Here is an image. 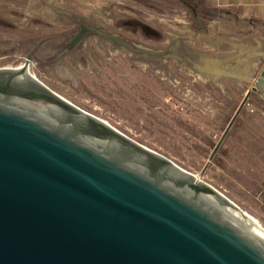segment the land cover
<instances>
[{
  "label": "water",
  "instance_id": "1",
  "mask_svg": "<svg viewBox=\"0 0 264 264\" xmlns=\"http://www.w3.org/2000/svg\"><path fill=\"white\" fill-rule=\"evenodd\" d=\"M87 32L135 50L84 24L65 48ZM28 64L0 68V264H264V231L232 201ZM257 90L264 67L228 127Z\"/></svg>",
  "mask_w": 264,
  "mask_h": 264
},
{
  "label": "rangeland",
  "instance_id": "2",
  "mask_svg": "<svg viewBox=\"0 0 264 264\" xmlns=\"http://www.w3.org/2000/svg\"><path fill=\"white\" fill-rule=\"evenodd\" d=\"M49 9V12L45 10ZM82 23L127 41L86 35L59 59L29 61L49 89L196 174L264 230V95L250 94L264 67V30L200 0H0V68H18L40 45L51 60ZM262 51L239 62L250 50ZM247 78H212L207 61ZM67 68L69 74L61 71Z\"/></svg>",
  "mask_w": 264,
  "mask_h": 264
},
{
  "label": "crops",
  "instance_id": "3",
  "mask_svg": "<svg viewBox=\"0 0 264 264\" xmlns=\"http://www.w3.org/2000/svg\"><path fill=\"white\" fill-rule=\"evenodd\" d=\"M200 1L207 7L219 10L226 18L239 21L253 22L259 28L264 30V0ZM261 93L264 95V90H262Z\"/></svg>",
  "mask_w": 264,
  "mask_h": 264
},
{
  "label": "bare ground",
  "instance_id": "4",
  "mask_svg": "<svg viewBox=\"0 0 264 264\" xmlns=\"http://www.w3.org/2000/svg\"><path fill=\"white\" fill-rule=\"evenodd\" d=\"M46 12H49V9L45 10ZM262 52L261 51H258V50H250L248 51L247 55L245 57H242L240 56L239 57V62H243V64H245L247 62L248 59H251L253 57H256L258 56L259 54H261ZM206 65L204 66L205 70H206V73L207 75H209L210 77L212 78H219L221 76H230V77H233V78H247V76H245L243 74L242 71H238L236 68H228V67H222V66H219L218 62L217 61H207L205 62ZM248 63L245 64V66L247 65ZM61 71L63 73H66V74H69L70 72L67 70V68H65L64 66H61ZM240 209V208H239ZM241 210V209H240ZM242 211V210H241ZM245 216L247 217V219L253 224L255 225L256 227H258L259 229H261L262 231H264L260 225L258 224V222L251 216L249 215L248 213H246L245 211H242Z\"/></svg>",
  "mask_w": 264,
  "mask_h": 264
},
{
  "label": "flooded vegetation",
  "instance_id": "5",
  "mask_svg": "<svg viewBox=\"0 0 264 264\" xmlns=\"http://www.w3.org/2000/svg\"><path fill=\"white\" fill-rule=\"evenodd\" d=\"M81 25H82V23H80L79 25H78V28H77V30H76V32L62 45V47L58 50V52H56L55 54H54V56L52 57V59L51 60H44L43 58H39L38 56H37V52H38V50H39V48H40V45H37V46H35V48H33L28 54H27V58H26V60H29V61H31L33 58L34 59H36L39 63H45V62H50V61H52V60H56V59H59L61 56H63V54L65 53V52H67V51H69V50H71V49H73L76 45H78V43H80L81 41H82V39L86 36V35H88V34H98V35H101V34H99V33H93V32H87L82 38H81V40L76 44V45H74L72 48H65V46H66V44L67 43H69V41H71V39L80 31V29H81ZM87 26H89V27H94V26H90V25H88V24H86ZM101 36H104V35H101ZM106 38H108L107 36H105ZM109 39V38H108ZM126 43H128L127 41H125ZM129 45H131L130 43H128ZM132 46V45H131ZM239 114V113H238ZM234 116V115H233ZM238 116V115H237ZM237 116H235V118H234V121H235V119H236V117ZM232 119V118H231ZM234 121H233V123L231 124V126L230 127H228V125L226 126V128L224 129V131H223V133H222V135H221V137L218 139V141H217V143H216V145L218 144V142L221 140V143L219 144V146H218V148L216 149V151H215V154H216V152L218 151V149H219V147L221 146V144H222V142H223V140L226 138V136L229 134V132H230V130H231V128H232V126H233V124H234ZM230 122V121H229ZM229 124V123H228ZM216 145L214 146V148L216 147ZM214 150V149H213ZM212 150V151H213ZM212 153V152H211ZM215 154H214V156H215ZM213 156V157H214Z\"/></svg>",
  "mask_w": 264,
  "mask_h": 264
}]
</instances>
